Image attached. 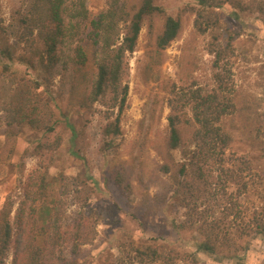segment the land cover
I'll list each match as a JSON object with an SVG mask.
<instances>
[{
  "label": "trees",
  "instance_id": "obj_1",
  "mask_svg": "<svg viewBox=\"0 0 264 264\" xmlns=\"http://www.w3.org/2000/svg\"><path fill=\"white\" fill-rule=\"evenodd\" d=\"M65 1L22 0L12 21L7 26L0 24L3 136L17 141L24 133L50 134L59 122L69 128L68 108L90 115L94 104L108 99L106 107L114 110L101 130V151L115 156L121 146L129 90L124 81L127 55L135 52L144 23L151 26L154 19L160 20L161 28L144 65L145 79L159 82L156 68L163 63V51L178 38L181 21L153 0H111L93 20L85 0L72 1L70 8ZM194 2V31L210 37L207 52L213 57L212 83L202 87L192 82L180 93L173 84L164 143L154 149L158 172L166 181L144 200L141 215L131 216L144 226L171 210L176 216L169 219L171 229L191 236L187 251L182 253L156 238L141 245L128 237L118 243L117 255L108 254L100 264H199L200 255L216 264H245L250 240L264 239V148L257 155L236 156L234 117L243 123L247 147H264L258 134L253 135V129L259 133L261 129L250 126L254 118L244 106L235 108L239 95L226 94L227 74L222 65L233 57V44L247 29V16L253 15L264 26V0ZM87 54L96 60L89 90L82 85ZM15 62L28 66L32 75L20 74ZM57 77L60 81L55 86ZM255 123L259 125L258 119ZM141 171L132 162L119 164L104 178V184H112L128 199L135 193L136 182L146 188ZM32 184H38L33 206L25 220L18 219L16 230L10 220L12 204L6 202L0 208V264H7L10 254L12 264H91L95 256L83 247L92 240L89 224L95 213L89 208L77 219L62 223L59 196L48 193L52 187L48 174L38 176ZM81 191L88 207L92 191L75 185L74 193L80 195Z\"/></svg>",
  "mask_w": 264,
  "mask_h": 264
},
{
  "label": "rangeland",
  "instance_id": "obj_2",
  "mask_svg": "<svg viewBox=\"0 0 264 264\" xmlns=\"http://www.w3.org/2000/svg\"><path fill=\"white\" fill-rule=\"evenodd\" d=\"M72 1L76 0L65 1L68 8ZM110 1L85 0L90 20L103 13ZM153 1L169 16L179 18L182 28L178 38L163 51V63L156 68V72H160L157 83L145 79L144 65L161 28L160 20L154 19L151 26L148 21L144 23L135 52L127 55L128 74L124 81L129 90L118 154L107 156L101 151V130L114 110L106 107L108 99L104 103L94 104L90 115L75 107L68 108L69 128L59 122L50 134L24 133L17 141L3 136L4 122L0 113V208L6 202L12 204L10 220L16 230L18 219L25 220L31 210L30 205L33 206L31 202L38 184L32 183L38 176L47 173L52 186L48 193L58 195L60 199L58 209L61 208L62 223L77 219L79 213L89 208L95 213L89 224L92 226V240L83 247L95 256L91 258V264L104 263L108 254L117 255L118 243L128 237L141 245L150 244L155 238L160 239L158 242H165L182 253L187 251L190 242L189 234L176 233L171 229L169 219L175 215L169 209L165 211L168 219L166 215L159 214L144 226L131 217L133 214L141 215L144 200L159 191L166 181L158 172L159 159L154 149L164 143L167 117L171 113L168 103L173 84L176 92L180 93L192 82L202 87L212 83L213 57L207 52L210 37L194 31V15L191 13V8L196 5L194 0ZM21 6L22 0H0V24L7 26ZM62 16L66 24L67 15ZM245 21L247 31L234 42L233 57L222 64L227 74L226 94L230 97L239 95L235 99V108L240 110L244 106L250 112L254 118L249 121L250 126H260L261 129L260 133L253 129V135L258 134V142L264 143V26L253 15L247 16ZM119 28L122 29V26ZM13 66L20 74L32 75L24 64L15 62ZM95 70L96 60L93 55L87 54L82 84L85 90L90 89ZM59 81V77L55 78V86L59 85ZM61 106L64 111L65 106ZM188 113L186 108L189 117ZM256 119L259 125L255 123ZM233 122L238 127L233 134L232 145L236 156H253L261 152L264 147L259 146L258 142L255 143L258 145L256 149L247 147L248 135L242 128L241 119L235 116ZM73 131L83 133L75 137ZM130 162L142 168L146 188L136 182L135 193L127 199L112 184L105 186L104 178L117 165ZM75 185L77 189L82 190L87 186L92 191L88 207L83 204L84 192L81 191L80 195L74 193ZM200 257L199 264H216L203 255ZM12 261L10 254L7 264H12ZM178 264L190 262L181 261ZM245 264H264L263 238L250 240Z\"/></svg>",
  "mask_w": 264,
  "mask_h": 264
}]
</instances>
